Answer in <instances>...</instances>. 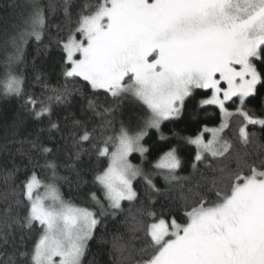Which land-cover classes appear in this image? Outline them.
Wrapping results in <instances>:
<instances>
[{"label": "snow or ice", "instance_id": "6c2138e0", "mask_svg": "<svg viewBox=\"0 0 264 264\" xmlns=\"http://www.w3.org/2000/svg\"><path fill=\"white\" fill-rule=\"evenodd\" d=\"M61 6L70 21L72 0H62ZM50 9L55 11L54 6ZM47 26L44 7L39 0H31L23 25L6 39L11 51L3 61L0 96L24 97L36 120L48 119L49 132H62L60 122L52 119L53 104H64L73 92H80L69 87L70 81L87 84L92 92L87 109L104 120L97 138L96 128L89 130L73 118V129L78 131L69 132L76 150L68 167L77 170L81 155L89 151L85 143L97 159H107V167L95 173L94 182L103 190L113 216L122 210V202L137 199L133 183L138 177L152 191H160L151 174L131 163L129 156L148 151L142 143L148 130L159 132L165 120L179 117L185 99L195 89L211 90V96L200 103L217 106L223 119L218 128L205 127L185 138L197 148L194 170L201 162L212 168L211 160L225 157L233 148L222 135L233 116L242 118L238 138L243 146L254 142L249 125L264 127V116L247 108L252 100L264 108V0H97L85 4L75 25L56 41L65 83L60 87L45 83L50 95L41 99L26 92L25 77L16 68L24 62L28 40L40 41ZM99 94L110 97L111 103L104 106ZM129 97L146 107L147 117L134 132L121 122L117 133L107 135L113 123L108 117ZM230 101H238L234 112L227 107ZM204 132H211L212 139L205 140ZM29 143L46 157L54 154V148L39 143V137ZM237 162L235 170L220 169V175L212 177L210 195L197 191L192 199L185 198L184 222L170 213L148 210L143 215L149 222L139 220L131 228L133 239L143 234L139 248L114 236L119 264H264V160L257 165L238 156ZM45 167L50 172L48 180L33 170L19 192L13 188L3 196L0 264H84L89 241L101 221L96 211L64 199L57 181L65 178L58 175L55 160H46ZM154 167L169 184L187 179L177 175L181 159L175 147ZM15 171L19 168L6 174V183ZM9 196L15 199L9 202ZM90 197L99 206V215H105L107 209L96 193ZM20 207L25 209L23 216L17 211ZM14 227L35 229L39 234L30 249L15 248L9 254L8 246L15 243Z\"/></svg>", "mask_w": 264, "mask_h": 264}, {"label": "trees", "instance_id": "16d2710c", "mask_svg": "<svg viewBox=\"0 0 264 264\" xmlns=\"http://www.w3.org/2000/svg\"><path fill=\"white\" fill-rule=\"evenodd\" d=\"M39 2L48 16V26L40 41L35 38L28 40L24 52V62L18 65L16 70L25 77L26 92L45 99L50 95L43 87L45 83L50 87H60L65 83L61 74V50L56 41L67 34L69 27L75 25L82 6L95 4L97 0H72L70 21L63 13L62 0H39ZM50 5L55 7L54 12L51 11ZM30 11L31 0H0V74L4 71L3 61L8 53L6 36L23 25ZM57 25H59V29ZM38 75L41 77L39 81L36 79ZM69 87L79 88L80 92H73L64 104H53L52 119L60 122L62 132H49L47 130L48 119L36 120L25 106L24 97L5 98L0 96V209L4 207V194L10 193L13 188L19 192L23 181L31 175L33 170L41 179L48 180L50 172L45 167L46 160H55L58 165V175L65 178L57 181L64 199L96 211L101 221L96 227L93 239L89 241L84 264H119L117 259L119 253L113 249V237L119 236L121 243L135 245L139 248L143 243V234L137 233L136 235L140 239H133L131 228L136 221L149 222L148 217L143 215L145 211L170 213L179 222H184L185 198L192 199L197 191L210 195L207 191L209 181L213 176L220 175V169L235 170L238 167V156L257 165L261 160H264V148L258 147V145L264 146V127L249 125V131L254 134V142L243 146L238 138V127L242 118L235 115L231 118L229 127L222 134L232 142L233 148L219 160L209 158L212 168H208L201 162L197 164L196 170L193 169L192 163L197 148L185 138L198 135L205 127L218 128L222 121V114L217 106L201 105L200 103L210 95L211 90L195 89L192 95L185 100L179 117L165 121L159 132L156 129H151L144 139L148 149L146 152L148 164L155 163L164 153L175 147L181 159V167L177 170V175L187 179L168 184L159 174L154 183L160 191L155 192L147 187L143 179L139 178L134 183L138 193L135 201H124L122 210L118 211L115 216L112 215L111 209H108L105 215L100 216V208L91 199L90 194L95 192L103 204L106 202L103 190L94 182V176L98 170L107 167V159H97L95 152L91 150V145L85 143L84 148L89 151L81 155L77 170L74 171L68 167L70 157L76 150L69 132L76 130L72 125V120L75 118L84 122L89 130L96 128L95 135L99 138L100 126L103 124L104 118L94 115L87 109V98L92 96V92L86 83L79 80L74 83L70 81ZM261 91L264 93V89ZM98 100L104 106L111 103V98L103 94L98 95ZM237 105L232 102L229 104L231 108H235ZM247 108L253 110L256 115L264 116V108L255 100L247 103ZM146 114V107L129 97L124 100L117 112L108 117L113 123L112 128L107 130L106 134L117 133L121 122L137 126ZM161 134H163V139ZM204 136L208 137V132H204ZM37 137H39V143L53 147L54 154L46 157L41 154L38 148L33 149L29 141ZM132 158L135 162L139 160L138 155H133ZM16 168H19V171H15L12 178L6 183V174L13 172ZM14 199L15 197L9 196V202ZM20 199L23 197L20 196ZM17 211L21 216L25 214L23 207L18 208ZM13 232L15 243L8 246L9 254L15 248L22 251L30 249L39 234L35 229L28 231L19 227H14ZM21 236H23V240H21ZM18 264H22V262L18 261Z\"/></svg>", "mask_w": 264, "mask_h": 264}, {"label": "rangeland", "instance_id": "374dc122", "mask_svg": "<svg viewBox=\"0 0 264 264\" xmlns=\"http://www.w3.org/2000/svg\"><path fill=\"white\" fill-rule=\"evenodd\" d=\"M17 30H14V31H12L11 33H9V35H7L6 36V38L8 37V36H10V35H12V34H14L15 32H16ZM6 50H7V52H9L10 50H11V48L6 44ZM211 96V92H210V95H208V97H210ZM207 97V98H208ZM187 99V98H186ZM185 99V100H186ZM235 99V98H234ZM185 102V101H184ZM231 103V101L230 102H228V104H227V107L230 109V111H235V109H236V107L235 108H231L230 106H229V104ZM235 104H238V101H237V103H235ZM238 106V105H237ZM147 110V109H146ZM147 115H148V112H147V114H146V116H144L143 118H146L147 117ZM173 118H176V117H173ZM173 118H170V119H173ZM169 119V120H170ZM222 119H223V117H222ZM165 121H167V120H165ZM164 121V122H165ZM163 122V123H164ZM142 123V119H141V121H139L138 122V125L137 126H134L133 124H125L128 128H129V130L130 131H135V130H137V128H138V126L140 125ZM162 123V124H163ZM216 128V127H215ZM151 129H149L148 130V132L150 131ZM146 137V136H145ZM145 137H144V139H145ZM144 139H143V141H142V143L144 144V146L146 147V145H145V143H144ZM204 139L205 140H210V139H212V133L211 132H208V137H205L204 136ZM195 147H196V145H194ZM133 155H138L139 156V160L137 161V162H135L134 161V159L132 158V156ZM129 160L131 161V163H133L134 165H139L142 169H143V171L145 172V173H148V174H151V176H152V180H153V183H154V180H155V178H156V176L157 175H159V171L154 167V165L157 163V161L155 162V163H153V164H148L147 163V159H146V153L143 155V156H141V154L139 153V152H134V153H132L130 156H129ZM162 176V175H161ZM142 179L141 177H138L137 179ZM164 178V177H163ZM136 179V180H137ZM43 180V179H42ZM135 180V181H136ZM59 181V180H58ZM135 181H134V183H135ZM58 183V182H57ZM134 183H133V186H134ZM155 184V183H154ZM169 184V183H168ZM59 186V185H58ZM135 188V187H134ZM128 202V201H127ZM123 203V202H122ZM79 206V205H78ZM80 207H83V206H80ZM104 208L105 209H109L108 208V205H107V202H104Z\"/></svg>", "mask_w": 264, "mask_h": 264}]
</instances>
